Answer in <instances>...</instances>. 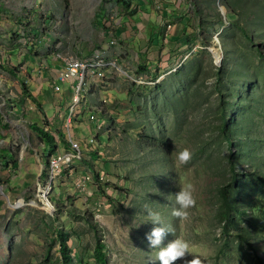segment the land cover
<instances>
[{"label": "rangeland", "instance_id": "obj_1", "mask_svg": "<svg viewBox=\"0 0 264 264\" xmlns=\"http://www.w3.org/2000/svg\"><path fill=\"white\" fill-rule=\"evenodd\" d=\"M128 1L0 0V65L18 70L25 60L33 75L39 64L67 56L103 63L100 75L84 73L77 93L76 80L50 90L55 99L69 91L54 151L67 148L70 135L75 156L49 177L42 160L36 181L10 198L0 182V264H97L96 239L107 264H159L158 248L145 239L154 226L149 212L169 230L165 244L187 240L204 264H258L264 0ZM3 69L0 82L11 81ZM11 116L18 144H34L29 123ZM185 147L192 158L180 165L176 153ZM184 183L196 198L187 220L172 215ZM221 187L233 198L226 230ZM58 230L66 233L69 263Z\"/></svg>", "mask_w": 264, "mask_h": 264}, {"label": "crops", "instance_id": "obj_2", "mask_svg": "<svg viewBox=\"0 0 264 264\" xmlns=\"http://www.w3.org/2000/svg\"><path fill=\"white\" fill-rule=\"evenodd\" d=\"M24 62L19 65L18 70L14 68V72H10L6 65L2 66L13 79L0 82V176H2L0 182L4 180V183L10 187V190L5 189L8 198L12 196L18 185H32L36 181V177L41 174V161L51 153L48 145L41 142L35 131L30 128L27 129V134L31 135L34 144L25 142L19 145L14 129L9 124L8 116L12 115L15 118L22 116L28 123L38 119L47 120L54 134V131L61 127L59 121L65 113V103H67L69 92L57 95L59 98L56 99L52 98V92L50 93L53 89L51 85L53 75L61 62L55 64L57 68L51 62H43L39 64L33 75L27 70ZM22 72L25 73L24 77ZM66 83L69 85V82L66 81ZM20 85H23L22 89ZM47 110L51 112L47 113ZM1 199L0 194V213Z\"/></svg>", "mask_w": 264, "mask_h": 264}, {"label": "clouds", "instance_id": "obj_3", "mask_svg": "<svg viewBox=\"0 0 264 264\" xmlns=\"http://www.w3.org/2000/svg\"><path fill=\"white\" fill-rule=\"evenodd\" d=\"M192 158V152L187 148H182L176 153V159L180 165H186ZM195 188L192 183H184L175 193V203L177 207L173 208L172 215L181 220H187L189 210L196 205ZM151 223L154 225L149 232L145 234L148 246L158 248L156 259L159 264H204L202 258L189 252V242L183 238L176 237L164 243L165 237L170 233L165 227L159 226L160 217L155 212H149ZM158 225V226H155ZM161 245H163L161 247ZM191 257L190 259L187 257Z\"/></svg>", "mask_w": 264, "mask_h": 264}, {"label": "built area", "instance_id": "obj_4", "mask_svg": "<svg viewBox=\"0 0 264 264\" xmlns=\"http://www.w3.org/2000/svg\"><path fill=\"white\" fill-rule=\"evenodd\" d=\"M102 62H86L83 59L76 57V56H67L62 59L61 64L59 67L55 70V73L53 75L52 79V87L54 90H59V82H69L71 86L73 83V80H76V87L77 84L82 82L84 73L87 74H101L100 68L102 67ZM75 87V91H76ZM78 91V90H77ZM76 91V93H77ZM68 116L66 117V122L69 121V113L70 110H68ZM67 126V124H66ZM67 148H64L63 150H56L54 152H51L47 158V167L49 168V176L53 175L58 167L70 160V158L75 156V153L78 152L79 146L78 143L70 136L68 135L67 142H66ZM47 193V192H46Z\"/></svg>", "mask_w": 264, "mask_h": 264}, {"label": "trees", "instance_id": "obj_5", "mask_svg": "<svg viewBox=\"0 0 264 264\" xmlns=\"http://www.w3.org/2000/svg\"><path fill=\"white\" fill-rule=\"evenodd\" d=\"M120 3H123L124 5H128L129 1L128 0H118ZM129 13H132V10H129ZM121 30V25L119 24V26L115 29V31L118 33ZM1 67L4 65H0ZM10 72H14V68L12 66H5ZM33 97V96H32ZM49 124H44V125H40L38 123H36V121H31L29 123V128L34 130L37 137L39 138V140L41 142H43L44 144L48 145V150L50 152H53L55 150V138H54V134L51 132L49 126ZM61 131V130H58ZM234 171L232 170V178H234ZM227 190L224 187H221L219 189V194H220V198H221V202H220V210L218 211V215L220 218H222L224 220V222L226 223V225L224 226V230L225 227H227V224H231V210L233 208V198L230 195H227ZM58 236L60 239V253L62 255L63 261L65 263H69L70 261V255L67 252L68 250V246L67 244H65L66 241V233L64 231L58 230ZM238 235L247 241V237L244 234H241L238 232ZM94 249H93V258L94 260L97 262V264H107L106 260H105V256H104V251L103 249V245L102 242H100L99 239H96L95 243H94ZM258 264H264V260L260 257H258L257 259Z\"/></svg>", "mask_w": 264, "mask_h": 264}, {"label": "water", "instance_id": "obj_6", "mask_svg": "<svg viewBox=\"0 0 264 264\" xmlns=\"http://www.w3.org/2000/svg\"><path fill=\"white\" fill-rule=\"evenodd\" d=\"M79 85H80V82L77 84L76 91L78 90V88H79Z\"/></svg>", "mask_w": 264, "mask_h": 264}]
</instances>
